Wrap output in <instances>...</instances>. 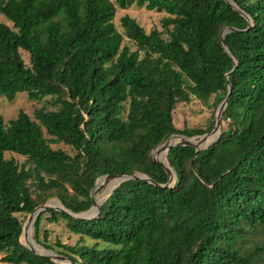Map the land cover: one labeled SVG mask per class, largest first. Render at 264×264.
<instances>
[{
    "label": "trees",
    "instance_id": "16d2710c",
    "mask_svg": "<svg viewBox=\"0 0 264 264\" xmlns=\"http://www.w3.org/2000/svg\"><path fill=\"white\" fill-rule=\"evenodd\" d=\"M230 1L0 0L11 24L0 23V97L42 102L32 117L0 116L1 264H53L19 240L22 217L48 199L80 214L99 177L137 172L165 185L151 152L171 135L201 136L214 125L178 129L176 104L212 98L217 108L228 85L218 141L168 151L172 187L125 181L92 220L47 209L33 239L74 264L264 260V0ZM132 6L164 14L161 31L146 33L125 15L119 32L116 10ZM228 27L235 31L223 39L235 61L221 44ZM43 220L62 222L76 241L51 243Z\"/></svg>",
    "mask_w": 264,
    "mask_h": 264
},
{
    "label": "rangeland",
    "instance_id": "374dc122",
    "mask_svg": "<svg viewBox=\"0 0 264 264\" xmlns=\"http://www.w3.org/2000/svg\"><path fill=\"white\" fill-rule=\"evenodd\" d=\"M125 15H128L129 17L134 19L144 29L146 33H149L152 29H158L159 31H161V28H160L161 19L165 17L164 14L156 13L154 11H148L145 8H138L135 6H132L128 8L127 10L117 9L116 15H115V25L119 32H122L119 19ZM0 23H4L8 26L11 25L6 20V18L1 14H0ZM123 44L129 46L131 51H134L136 49L135 46L131 42H129L126 38H124ZM211 103H212V98L209 99L207 102H201L196 99H192V101L188 104H181V103L176 104L175 109L173 110V120H174L175 126L180 130L192 129V128L205 129L210 123H215L217 108H214V109L211 108L210 107ZM41 105H42V102L29 100V98L27 97L25 93L17 94L15 100L12 102H8L5 98L0 97V116L4 119L5 122H7L9 120L14 119L17 113L20 110H22L24 113L32 117L33 111L36 108L40 107ZM181 136H184V135H181ZM186 138H189V137H186ZM171 140H173V138ZM191 140H196L198 141L197 143H199L200 137L194 136L192 137ZM207 145H202L203 146L202 148L207 147ZM51 148L60 149L67 153L72 154L70 147L63 145V144L51 145ZM158 152L156 153V149H154L151 152V158L155 157V159L160 160V155H162L161 148L158 149ZM5 157L7 159L13 157L17 159L19 162L23 161L22 157H18L12 154H6ZM108 182H104L105 183L104 188L97 195H95V197L100 199L99 203L107 196L110 189L112 188V184H109ZM47 201L54 202V201H57V199L51 198V199H48ZM22 219H23V225H24L27 222L28 216L22 217ZM45 229L49 230L51 233L49 237V241L51 243L54 242V238L56 236H58L63 242L70 243V244H73L77 239L76 237L70 235L69 233L65 231V229L63 228L62 222L56 225V224H49L47 221L43 220L41 223V230H45ZM30 233H31V229L27 232L24 238H28ZM253 239L254 238L251 237L244 243L243 252H246L251 248V246L253 245ZM261 241H264V235L261 237ZM20 242L24 245L23 236L20 237ZM256 243H259V240H257ZM52 263L60 264L56 262H52ZM255 264H264V260L257 261Z\"/></svg>",
    "mask_w": 264,
    "mask_h": 264
},
{
    "label": "water",
    "instance_id": "95a60500",
    "mask_svg": "<svg viewBox=\"0 0 264 264\" xmlns=\"http://www.w3.org/2000/svg\"><path fill=\"white\" fill-rule=\"evenodd\" d=\"M228 4H230L232 7H234V4L230 1V0H225ZM230 31H235V29H232V28H224L222 31H221V44L222 46L224 47L225 51L228 53V55L235 61V58L234 56L232 55V53L228 50V48L226 47L225 43H224V35L227 33V32H230ZM226 77L228 78V75H226ZM229 94H230V86L228 85V93L226 95V97L222 100V102L217 106V111H216V117H215V123L214 125L212 126V128L204 133L203 135L199 136L200 137V142H199V145L198 144H194L191 142V138H186L184 136H181V135H178V134H174V135H171L166 141H163L161 142L155 149H156V153L158 152V148L162 145V144H165L164 147L161 148L162 152L164 153V159H165V163L162 162V161H159L157 159H155V157H152V161L153 162H156L158 163L162 168L163 170L165 171V173L167 174L168 176V181L165 185H156L154 184L148 177L144 176L143 174L141 173H137V172H134L132 174H121V175H105V176H102V177H99L97 179V181L95 182L93 188L91 189L90 191V198L92 200V206L85 212L83 213H80V214H73L71 213L70 211L66 210L63 208V206L60 204V202L57 200L56 202L59 203L60 207H57V206H54L52 205L49 201H46L43 205H40L38 206L37 208L34 209V211L28 215V219H27V222L23 225L22 227V232H21V236L24 237V232H25V229L27 228V226H31L32 228V236L34 234V222H35V219L37 218V216L47 210V209H53L55 211H58V212H61V213H65L75 219H78V220H92L94 218H99L101 216V211H100V206L103 202H105L107 200V198L111 195V193L123 182L125 181H128V180H142V181H145V182H148V183H151L153 185H156L157 187L159 188H170L173 186L174 184V181H175V174L174 172L170 169L169 165H168V161H167V153L168 151L170 150V148L172 147H184V146H189V147H192L195 149L196 152L198 151H201V150H205L207 149L209 146L213 145L214 143H216L218 141V139L220 138V135H221V121H222V116H223V112L227 106V102L229 100ZM213 134H218L217 137L211 141L210 144L207 145V147L205 148H202L203 144H205L209 138L213 135ZM175 139V138H178V142H174V143H171V144H167L166 143L171 140V139ZM101 180H117L118 181V184L115 185L112 190L109 192V194L99 203V204H96L94 202V197L95 195H97L105 186V183H102L100 184V181ZM20 240V238H19ZM36 248L38 249H41L43 250L44 252H47L48 254H43V253H40L38 252L35 248L31 247L28 243H26L24 241V247L27 248L29 251H31L32 253L36 254V255H39V256H42L43 258L51 261V262H56V263H60V264H74L71 260H69L68 258L62 256V255H58L50 250L46 251L42 246H40L38 243H36L34 241V239L32 238Z\"/></svg>",
    "mask_w": 264,
    "mask_h": 264
},
{
    "label": "bare ground",
    "instance_id": "6f19581e",
    "mask_svg": "<svg viewBox=\"0 0 264 264\" xmlns=\"http://www.w3.org/2000/svg\"><path fill=\"white\" fill-rule=\"evenodd\" d=\"M217 135L218 134H213L210 138H209V140L205 143V144H203V145H207V144H209V143H211V141H213L216 137H217ZM178 141V139H173V140H170V141H168L167 143H166V145L167 144H171V143H174V142H177ZM191 142L192 143H194V144H198L199 145V143H197L198 141H196V140H191ZM165 146V144H162L158 149H160V148H162V147H164ZM159 153V152H158ZM159 161H162V162H164L165 163V159H164V153L162 152V155H160V160ZM109 181V182H108ZM104 182H108L109 184H112V188L115 186V185H117L118 184V181L117 180H101L100 181V184H102V183H104ZM114 185V186H113ZM112 188L110 189V191L112 190ZM109 191V192H110ZM109 194V193H108ZM107 194V195H108ZM99 201H100V199H98L97 197H94V202L96 203V204H99ZM52 205H54V206H57V207H60V205H59V203L58 202H56V201H54V202H50ZM31 229V233H30V235L28 236V238H24L25 236H26V234H27V232L29 231ZM24 237H23V241H25L26 243H28L31 247H33V248H35L38 252H40V253H43V254H47L46 252H44L43 250H41V249H38V248H36V246H35V244H34V242H33V240H32V228H31V226H27V228L25 229V232H24ZM31 241V242H30Z\"/></svg>",
    "mask_w": 264,
    "mask_h": 264
}]
</instances>
